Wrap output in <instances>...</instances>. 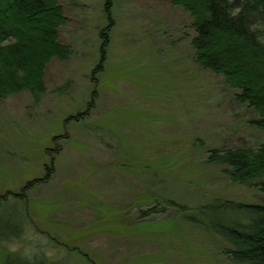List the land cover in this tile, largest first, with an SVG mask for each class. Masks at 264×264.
Instances as JSON below:
<instances>
[{
	"label": "rangeland",
	"instance_id": "obj_1",
	"mask_svg": "<svg viewBox=\"0 0 264 264\" xmlns=\"http://www.w3.org/2000/svg\"><path fill=\"white\" fill-rule=\"evenodd\" d=\"M115 1L97 86L90 75L106 0H59L67 18L59 41L72 55L47 65L37 105L27 92L0 100V195L43 178L55 158L50 179L28 194L24 235L20 205L2 202L0 235L22 237L0 244V264L7 252L56 264H234L230 246L203 225L216 218L199 207L216 198L259 204L264 194L233 183L207 153L256 148L264 132L236 91L193 63L183 10L169 0ZM94 91L89 115L70 119Z\"/></svg>",
	"mask_w": 264,
	"mask_h": 264
},
{
	"label": "trees",
	"instance_id": "obj_2",
	"mask_svg": "<svg viewBox=\"0 0 264 264\" xmlns=\"http://www.w3.org/2000/svg\"><path fill=\"white\" fill-rule=\"evenodd\" d=\"M113 1L106 0L109 24L100 32L101 58L90 75L96 86L97 76L103 71L109 33L114 26ZM169 3L190 18L193 36L189 45L193 63L220 76L224 86L236 91V103L245 105L255 115L250 125L264 132V0H169ZM66 21L59 0H0V100L27 92L33 105L40 102L47 90L44 79L47 65L52 60L65 62L72 55L71 47L59 41V28ZM95 96L96 91L86 110L70 119L80 121L88 116L94 108ZM53 153L57 154L56 150ZM54 159L52 157L45 165L43 178L26 182L18 193L0 195V206L8 201L20 205L17 220H20L18 230L23 235V226H29L30 222L28 194L37 184L50 179ZM206 163L223 168L221 170L233 183L264 194V142L256 148L210 149ZM164 203L174 205L167 199ZM199 210L202 216L216 218L205 220L203 225L230 246L224 254L234 264H264V202L247 204L216 198L200 205ZM156 212V208H152L143 214L150 216ZM21 237L0 235V244H10ZM86 260L87 264H93ZM48 263L47 257L37 253L26 259L7 252L4 259V264Z\"/></svg>",
	"mask_w": 264,
	"mask_h": 264
}]
</instances>
